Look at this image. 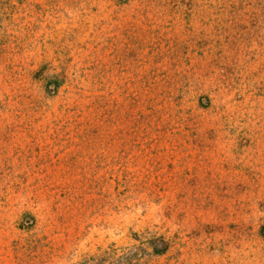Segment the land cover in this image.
I'll return each mask as SVG.
<instances>
[{
    "label": "rangeland",
    "instance_id": "374dc122",
    "mask_svg": "<svg viewBox=\"0 0 264 264\" xmlns=\"http://www.w3.org/2000/svg\"><path fill=\"white\" fill-rule=\"evenodd\" d=\"M0 264H264V0H0Z\"/></svg>",
    "mask_w": 264,
    "mask_h": 264
},
{
    "label": "trees",
    "instance_id": "16d2710c",
    "mask_svg": "<svg viewBox=\"0 0 264 264\" xmlns=\"http://www.w3.org/2000/svg\"><path fill=\"white\" fill-rule=\"evenodd\" d=\"M163 247L159 248L158 244L155 243L154 241L150 242V248L152 250V252L156 255H162L167 251V245L162 243Z\"/></svg>",
    "mask_w": 264,
    "mask_h": 264
}]
</instances>
